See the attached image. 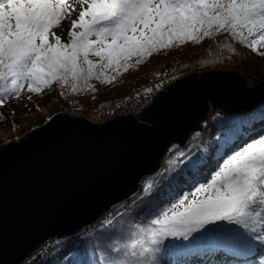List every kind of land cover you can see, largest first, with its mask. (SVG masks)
I'll return each mask as SVG.
<instances>
[{"label": "snow or ice", "instance_id": "6c2138e0", "mask_svg": "<svg viewBox=\"0 0 264 264\" xmlns=\"http://www.w3.org/2000/svg\"><path fill=\"white\" fill-rule=\"evenodd\" d=\"M220 33L264 57V0H0V94L19 97L25 87L41 93L55 83L73 93L95 91L91 80L115 82L108 70L126 72L133 59L143 63ZM255 120L264 114L250 127ZM242 139L226 136L216 153L223 163L191 190L180 182L184 170L177 171L188 154L169 149L181 159L166 157L142 181L133 217L118 209L101 221V243L111 249L103 264H163L162 250L200 245L243 257L237 264H264V136ZM207 167L201 157L186 165L201 177L209 176ZM140 216L148 218L135 223Z\"/></svg>", "mask_w": 264, "mask_h": 264}, {"label": "water", "instance_id": "95a60500", "mask_svg": "<svg viewBox=\"0 0 264 264\" xmlns=\"http://www.w3.org/2000/svg\"><path fill=\"white\" fill-rule=\"evenodd\" d=\"M253 72L251 84L233 70L192 73L138 117L93 123L61 113L0 147V264H22L46 241L78 233L130 198L171 145L184 147L202 130L211 107L254 111L264 100V73Z\"/></svg>", "mask_w": 264, "mask_h": 264}, {"label": "trees", "instance_id": "16d2710c", "mask_svg": "<svg viewBox=\"0 0 264 264\" xmlns=\"http://www.w3.org/2000/svg\"><path fill=\"white\" fill-rule=\"evenodd\" d=\"M228 45H232L235 51H229ZM261 51H264V49H261ZM250 61L255 64L251 65ZM129 63L132 67L126 72L121 70L120 73H114L112 70H108V75L116 76L115 82L111 85L96 80L89 81L95 91L82 90L73 93L70 86L64 87L59 83L53 84L50 89H45L41 93H30L25 87L15 106L10 107L11 104L8 105L6 101L3 104L9 106L7 113L3 112L8 115L9 121L2 116L0 106V127L16 125L18 124L17 116L24 117L28 115L30 117L38 109L46 108L49 105L74 111L84 109L89 111L91 115H96L106 108L120 105L122 98L118 95L122 93L126 94L134 89H139L142 93L147 92L148 88L159 90L157 88L161 83H171L184 76L185 73H197L196 71L201 68L230 66L239 70L264 71V57L260 56L258 52H253L246 46H241L238 42L233 41L230 34L227 33L205 38L198 44L188 42L172 49L161 50L147 58L143 63H136L135 59ZM143 79H147L148 82L138 86L137 84L141 83ZM7 96V94H0V98L4 100H7ZM262 114H264V100L254 111L246 114L232 115L215 110L214 114L202 123V130L190 135L184 147L173 144L168 148L162 158L160 168L164 166L166 157L181 159L175 156L174 152H169V149L174 145L179 146V149L188 154L189 159L184 160L177 171L184 170L180 182L186 186L187 190H191L196 181L203 182L210 177L212 172L217 170L219 164L223 163V160L217 161L216 153L221 150L220 142L226 136L243 137L241 145L251 139L264 136V130H262L264 129V121H252L251 127L248 123L252 117ZM48 118H45L44 124L48 121ZM227 154L231 153L228 152ZM197 157H201L203 161L207 162L208 177L196 176L192 169L186 168V165L196 160ZM225 158H227V155ZM200 171H205V169L200 168ZM148 177L141 180L136 193L143 191L142 181ZM133 198L132 195L127 200L116 204L110 213L114 214L119 209L121 212H128V218L133 217L135 212V209H132ZM125 205L128 207H122ZM107 216L84 227L76 234L65 238L50 239L22 264H73V262L74 264H103L102 254L111 251L107 244L101 243L107 230L106 227H101V221L106 219ZM147 218L146 216H140L134 222L139 223ZM168 243V241H165L166 245ZM219 256L231 260V262H238L243 258L234 257L229 253L212 252L207 245H200L187 252L162 250L158 254V261H163V264H201L206 261L211 262L212 259Z\"/></svg>", "mask_w": 264, "mask_h": 264}, {"label": "rangeland", "instance_id": "374dc122", "mask_svg": "<svg viewBox=\"0 0 264 264\" xmlns=\"http://www.w3.org/2000/svg\"><path fill=\"white\" fill-rule=\"evenodd\" d=\"M250 64L254 65L255 63L253 61L252 62L250 61ZM212 70H220V71L221 70H233V71L240 73L243 76H246V74L252 73L253 71L257 72L259 74L264 73V71H258V70L233 69L230 66L229 67L228 66L227 67H215V68H201V69H198L196 72H199V71L205 72V71H212ZM189 72H191V71H189ZM188 74H190V73H185V75L180 77V78H183V77L187 76ZM180 78H178V79H180ZM178 79H176V80H178ZM174 81H172V82H174ZM147 82H148L147 79H143V80H141V83H138L137 85L140 86V85L147 83ZM169 84L170 83H168V82L161 83L157 89H159V91H162ZM256 84H258V83H256ZM156 91L158 92V90L153 89V92L151 94H154ZM134 93L151 95V94H148L147 92L142 93V91L139 89H134V90L128 91L126 94L122 93V94L118 95V97L120 96L122 98V102H123L124 100H128L130 97H132V95ZM18 100H19V97H17V96H14V95L9 96L8 95L7 100H4V102L6 101L8 103V105L11 104L10 107H13L16 105V103H18ZM8 105H2L1 106V108H2L1 113L6 112L9 109ZM6 113H3L2 116L5 118V120L9 121L10 118L8 117V115ZM61 113L67 114L69 116L82 117V118H84L90 122H93V123H102V122L106 121L105 116H109L111 114V107H109L108 109L106 108L105 110H102L100 113H97L96 115H94V114L91 115L89 111L84 110V109H79L77 111H74V110L63 109V108L58 107V106L49 105L46 108L44 107V108L38 109L30 117H28V115H25V114H23V115H25L24 117L23 116H17V119H18L17 123L18 124L12 125V126H7V127H0V147H3L6 144H9L10 142H13V141L21 140L22 138L27 136L29 133H31V132L35 131L36 129L40 128L41 126H43L44 120L46 117H49L48 118V120H49L53 116H55L57 114H61ZM100 114H101V116H99ZM210 115H211V113H208L207 117H209ZM9 124H7V125H9ZM227 261L224 259L219 260V262H220L219 264H226Z\"/></svg>", "mask_w": 264, "mask_h": 264}, {"label": "built area", "instance_id": "2783aa9c", "mask_svg": "<svg viewBox=\"0 0 264 264\" xmlns=\"http://www.w3.org/2000/svg\"><path fill=\"white\" fill-rule=\"evenodd\" d=\"M154 94L146 95L140 97L139 99H135L131 97L128 99L122 106L114 111V115H124V114H131L134 116H138L142 109L146 107L151 100L153 99ZM106 119V118H105Z\"/></svg>", "mask_w": 264, "mask_h": 264}, {"label": "bare ground", "instance_id": "6f19581e", "mask_svg": "<svg viewBox=\"0 0 264 264\" xmlns=\"http://www.w3.org/2000/svg\"><path fill=\"white\" fill-rule=\"evenodd\" d=\"M201 72H203V71H199L198 73L201 74ZM246 78H247L249 84H251V83L255 82V80L257 79V76L254 74H248ZM212 110L213 109L211 107L209 112H211ZM217 264H219V263H217Z\"/></svg>", "mask_w": 264, "mask_h": 264}]
</instances>
